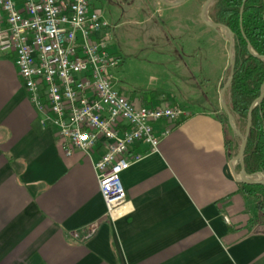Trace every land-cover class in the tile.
Instances as JSON below:
<instances>
[{
  "label": "crops",
  "instance_id": "0c3cea01",
  "mask_svg": "<svg viewBox=\"0 0 264 264\" xmlns=\"http://www.w3.org/2000/svg\"><path fill=\"white\" fill-rule=\"evenodd\" d=\"M142 1L147 12L137 15L140 23L158 15L164 25H180L164 33L168 40L182 41L180 30L203 35L201 0H191L187 16L181 11L186 1ZM158 33L151 27L142 36ZM221 59L220 76L227 69ZM198 60L194 53L185 63L196 68ZM195 68L185 88L194 97L170 86L133 93L121 88L142 105L169 102L190 115L156 124L158 132L171 128L157 152L143 143L130 147L132 164L121 179L134 211L111 218L94 167L103 150L67 155L57 130L41 125L13 56H0V264H264L255 200L224 172L235 134L223 119L222 78L205 86ZM95 227L87 239L75 236Z\"/></svg>",
  "mask_w": 264,
  "mask_h": 264
},
{
  "label": "built area",
  "instance_id": "2783aa9c",
  "mask_svg": "<svg viewBox=\"0 0 264 264\" xmlns=\"http://www.w3.org/2000/svg\"><path fill=\"white\" fill-rule=\"evenodd\" d=\"M111 40L110 22L90 0H0V56H13L41 125L57 130L67 155L103 150L94 167L107 213L117 218L134 211L121 179L132 164L130 147L143 143L157 152L171 128L158 132L156 124L190 113L169 102L137 106L117 87L120 58ZM95 233L86 228L75 236Z\"/></svg>",
  "mask_w": 264,
  "mask_h": 264
},
{
  "label": "rangeland",
  "instance_id": "374dc122",
  "mask_svg": "<svg viewBox=\"0 0 264 264\" xmlns=\"http://www.w3.org/2000/svg\"><path fill=\"white\" fill-rule=\"evenodd\" d=\"M186 2L183 9L181 8L184 13L179 11L184 16L193 11L192 1ZM201 2L203 3V0ZM90 3L94 8L100 9L111 24L114 40L110 43V51L113 54L119 53L123 57V61L120 59L119 69L114 70L117 87L120 90L123 87L125 92L133 93L138 89L165 90L170 86L174 91L183 89L186 96L194 97L185 90L195 68H190L185 62L194 53H197L199 59V62H196L195 72L205 86L209 82H215L220 76L221 65L224 64L222 57L227 67L224 74L220 76L222 83L228 78L229 44L221 29L215 30L203 25V35L197 33L198 30L187 33L180 30L177 32H182L181 36L184 39L181 41L177 38L170 41L164 33H174L172 31L174 26L179 28L180 25L178 23L164 25L165 17L158 15L153 19L150 18L152 20L148 23H140L137 15L142 16L147 12L143 9L142 0H90ZM151 27L159 32L160 38L155 36L146 39L148 37L142 36ZM176 53L187 56L182 59L180 55L176 56ZM178 59L180 62H177ZM136 103L137 106L142 105L139 102Z\"/></svg>",
  "mask_w": 264,
  "mask_h": 264
},
{
  "label": "trees",
  "instance_id": "16d2710c",
  "mask_svg": "<svg viewBox=\"0 0 264 264\" xmlns=\"http://www.w3.org/2000/svg\"><path fill=\"white\" fill-rule=\"evenodd\" d=\"M174 1V0H169ZM206 0H203V3ZM244 0H215L208 8L210 20L229 26L235 33L236 67L233 81L226 91V102L235 117L236 124L244 134L252 103L260 96L264 83V61L252 56L247 49L245 36L254 50L264 55V0H247L244 5L242 27L241 8ZM245 34V36H244ZM230 66L228 67V74ZM227 78L221 84L224 86ZM223 119L228 132L233 134L225 112ZM231 157L237 155L241 139L234 135ZM245 166L249 174L264 172V99L252 112L250 129L245 151ZM246 194L255 200L256 221L264 225V186L241 183Z\"/></svg>",
  "mask_w": 264,
  "mask_h": 264
},
{
  "label": "water",
  "instance_id": "95a60500",
  "mask_svg": "<svg viewBox=\"0 0 264 264\" xmlns=\"http://www.w3.org/2000/svg\"><path fill=\"white\" fill-rule=\"evenodd\" d=\"M162 4L168 5V6H175L184 3L187 0H174V1H169V0H159ZM215 0H206L202 6L201 10V19L202 21L212 29L218 30L221 29L222 32L226 35V39L229 44V66H230V73L229 76L224 84V86L221 88L220 93H219V100L221 107L223 111L226 113L227 118H228V123L233 130V133L238 136L241 139L240 143V148L236 156L232 157L231 160L225 165L224 167V172L226 176L230 179H235L241 183L245 184H261L264 186V172L260 171L255 174H249L246 171V166H245V151L247 148L248 144V139H249V134H250V129L252 127V112L255 106L260 104L262 100L264 99V83L261 86V94L260 96L252 103L249 114H248V119H247V127H246V132L243 134L240 129L238 128L236 124V120L232 112L230 111L228 104L226 102V91L230 84L233 81L234 73H235V67H236V55H235V33L234 31L227 25L215 22L213 20H210L207 16V11L208 8L211 6V4ZM247 2V0H244L242 8H241V16H240V22H241V27H242V21H243V14H244V5ZM263 19H264V14H263ZM245 36V34H244ZM245 39L247 41V49L249 53L261 60L264 61V55L259 54L256 52L250 42V40L245 36ZM240 164V171L237 172L235 170V163Z\"/></svg>",
  "mask_w": 264,
  "mask_h": 264
}]
</instances>
